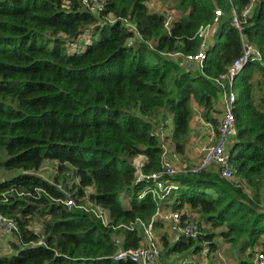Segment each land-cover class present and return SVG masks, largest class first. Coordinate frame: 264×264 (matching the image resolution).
<instances>
[{
  "label": "trees",
  "instance_id": "obj_1",
  "mask_svg": "<svg viewBox=\"0 0 264 264\" xmlns=\"http://www.w3.org/2000/svg\"><path fill=\"white\" fill-rule=\"evenodd\" d=\"M150 1L105 0L93 13L82 0H0V212L18 221L12 252L0 254V264H139L114 259L120 247L141 245L142 230L132 223L185 205L210 228L201 225L199 235L174 243L164 233L162 264L205 244L217 250L218 227L234 249L228 251L240 256L237 264H253L264 252V0L242 31L232 23L233 9L241 14L250 0H173L182 15L171 31ZM218 9L219 31L201 69L184 55L199 52V30ZM242 34L263 61H251L234 81L235 179L215 167L187 170L169 177L180 189L171 204L161 203L146 190L151 179L138 180L134 159L147 157V176L161 170L168 141L182 158L176 161L192 166L196 110L218 129L221 89L214 78L242 55ZM48 160L57 162L52 180L39 173ZM68 197L101 207L108 222L59 201ZM188 219L182 215V223Z\"/></svg>",
  "mask_w": 264,
  "mask_h": 264
},
{
  "label": "built area",
  "instance_id": "obj_2",
  "mask_svg": "<svg viewBox=\"0 0 264 264\" xmlns=\"http://www.w3.org/2000/svg\"><path fill=\"white\" fill-rule=\"evenodd\" d=\"M261 1L262 0H250L242 10L241 14L237 13V11L233 9V25L242 31L243 23L253 14L256 6ZM82 2L85 7L93 13L101 12L105 8V0H82ZM177 13L178 12L175 10H168L164 12L165 27L168 31H171L174 22L179 19ZM222 14V10L218 9L214 21L201 26L199 35L202 37V45L199 52L196 54L184 55L186 59L197 62L201 69L204 67V62L207 57V49L209 45H211L210 42L219 31L220 17ZM114 18L115 17L112 15L110 20H114ZM126 22L129 26L136 30V27L127 19ZM138 34L141 36L140 33ZM242 43V55L229 65L226 72L214 78L215 83L221 89L220 100L218 102L221 114L218 129H216L211 122L206 121L203 117L200 118L204 127L194 138L196 146L201 153L199 160L196 163H193L189 168L187 164L176 163L171 159L170 154L172 153V149L169 147V143L167 141L164 143L162 169L147 176L142 171V167L144 166L147 157L143 154L135 157L134 164L137 168L136 174L138 176V180H142L145 177L150 178L152 185H149L146 190L151 191L154 195H156L160 199L161 203H165L169 200V197L174 190L180 189V184L177 181L171 180L169 177L187 170L199 172L205 168L215 167L221 177L231 181L235 179V169L229 158V147L237 132V122L235 116L237 92L234 88V81L237 75H239L251 61H263V54L259 47L249 41L244 34H242ZM170 54L174 56L183 55L181 52H173ZM169 122L170 120L167 119L163 124H167ZM167 133L168 130H163V140H165L164 138ZM59 201L63 202L70 208L80 207L93 211L98 217L102 218L105 223L109 220L108 214L101 207H93L91 204L87 205V203L78 204L77 200L73 197L59 199ZM161 209L158 210L155 217L161 213ZM182 215L183 212L181 210H176L170 211L165 215V217L174 221L179 226L181 235H199L201 233V224L199 221L196 219H188L182 223ZM155 217L150 222L138 219L135 223H132L130 228L138 227L142 230L143 241L138 247H120L114 255L115 260H132L139 264H162V243L161 238L156 231L157 229L154 223V220H156ZM17 230V219L0 212V234L13 235ZM40 243H43V240H41ZM209 250L210 248L206 246L205 252H207V254ZM253 264H264V252L260 251L255 255Z\"/></svg>",
  "mask_w": 264,
  "mask_h": 264
},
{
  "label": "crops",
  "instance_id": "obj_3",
  "mask_svg": "<svg viewBox=\"0 0 264 264\" xmlns=\"http://www.w3.org/2000/svg\"><path fill=\"white\" fill-rule=\"evenodd\" d=\"M213 41H214V39L210 43L213 44ZM201 117H202V115L199 111L198 114H196V117L192 122V127L194 130H195V128L197 129L196 132H198V134L200 133L201 129L204 127V125L201 123V119H200ZM196 135L194 134V136L191 140L190 149H189L190 157H191L192 161H194V162L195 161L197 162L199 160V157H201V153L198 150L196 143L194 141V138ZM230 147H231V144H230ZM170 155H171V159L173 161H175L176 163H179L178 161H176V160H178V157L174 153V151ZM191 162H190V164H191ZM168 203L171 204V201L169 200ZM178 210H181L183 212V214L187 213V215L189 216V219H197L196 217L200 218V215L196 212L191 211V209L189 208L188 205H185L181 209H178ZM170 211H176V210H173V208L170 206L169 207L166 206L165 208L161 209V213L158 214L155 217V219L159 220L163 224V227H156V229L162 231L160 233V236H162L164 233H167L170 236L172 242L174 243L181 236V233L179 231V226L174 221L165 217V215L168 214ZM13 240L14 241L16 240L14 235H4V234L1 235L0 234V242H2L3 245H5L4 249L7 250V252H12L11 241H13ZM208 255L209 254H207V252H205V246H204L203 250L200 252L187 251V252H183V253L173 254L169 257V262H170V264H208Z\"/></svg>",
  "mask_w": 264,
  "mask_h": 264
},
{
  "label": "rangeland",
  "instance_id": "obj_4",
  "mask_svg": "<svg viewBox=\"0 0 264 264\" xmlns=\"http://www.w3.org/2000/svg\"><path fill=\"white\" fill-rule=\"evenodd\" d=\"M148 6L150 8L151 11H157V12H166L168 10H175L177 11L178 13V18L181 17L182 15V12L180 9H178V7L175 6L173 0H151L149 3H148ZM112 18V16H110V19ZM88 34L91 32L88 31L87 32ZM87 34V35H88ZM90 34L88 36H90ZM236 92L239 93V87L237 85L236 87ZM199 111L196 110V113L198 114ZM194 130V129H193ZM195 132L197 131V129L195 128L194 130ZM195 135L198 134V132L194 133ZM177 155V154H176ZM178 159H182L181 156L179 158V155H178ZM191 161V160H190ZM194 162V161H193ZM192 162V164H193ZM196 163V161H195ZM181 164V163H179ZM56 167H57V162L56 161H53V160H48L44 163V166L42 167V169L39 171V173L44 176V177H47L49 179H53V177L55 176L56 174ZM2 171H0V177L2 176ZM5 173V172H4ZM6 174V173H5ZM94 189L93 188H89L88 189V193L90 194L91 192H93ZM263 196H264V192H263ZM123 202L125 205H129V196L128 194H124L123 195ZM89 202V201H87ZM264 203V202H263ZM91 203L89 202L87 205H90ZM193 217V216H192ZM195 218V217H194ZM197 221L200 222V218L199 217H196ZM201 225L202 227H205L207 229L210 228V226L208 224H205V222H201ZM34 228H37L39 229L40 228V223L39 221H35L34 224H33ZM172 228V227H171ZM224 229V227H218L216 228L214 231L216 233H218L216 235V241L218 242L219 244V247L217 250H209L208 251V264H237L238 261H239V258L240 256L238 254H231L229 251H228V248L230 250H234V249H231V245L229 243H227L223 237L220 236V231H222ZM158 235L160 236V233L162 231L160 230H156ZM161 238V236H160ZM2 242H0V254H5L7 253V250L4 249V246L5 245H1ZM162 245V244H161ZM209 247L208 244H205V247ZM210 248V247H209ZM237 250V249H236ZM163 245L161 246V253H163Z\"/></svg>",
  "mask_w": 264,
  "mask_h": 264
}]
</instances>
